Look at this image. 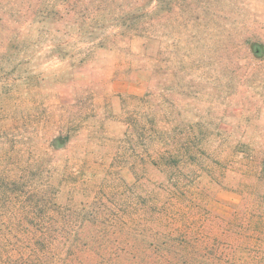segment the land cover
Returning <instances> with one entry per match:
<instances>
[{"label": "rangeland", "instance_id": "obj_1", "mask_svg": "<svg viewBox=\"0 0 264 264\" xmlns=\"http://www.w3.org/2000/svg\"><path fill=\"white\" fill-rule=\"evenodd\" d=\"M106 1L113 5L95 11L94 0H54L59 47L34 26L8 48L18 29L0 26V168L20 163L32 167L28 176L37 167L41 178H71L59 200L73 207L97 198L96 206L124 210L132 196L138 208L154 192L208 255L264 264V1L126 0L123 9ZM94 14L151 18L152 28L140 27L156 36L146 51L154 60L140 56L139 40L119 52L95 48L90 36H63L65 24ZM150 90L156 135L141 142L128 122L142 123L138 100ZM62 128L71 133L66 150L47 152ZM167 132L170 178L150 167L133 173L130 163H143L146 151L165 150Z\"/></svg>", "mask_w": 264, "mask_h": 264}, {"label": "trees", "instance_id": "obj_2", "mask_svg": "<svg viewBox=\"0 0 264 264\" xmlns=\"http://www.w3.org/2000/svg\"><path fill=\"white\" fill-rule=\"evenodd\" d=\"M119 1L114 3L119 9L130 6L124 3L126 0ZM94 2L95 11L113 5L106 0ZM138 3L140 0H135L133 6ZM34 5L36 8L30 15L35 19L27 24L28 29L22 28L19 32L24 19L30 16L27 13L32 8V0H0L1 28L14 25L18 29L8 39V48L23 43L34 26L44 30L53 46L62 45L53 36L55 24L63 21L56 10L59 3L40 0ZM140 17L81 16L65 24L63 36L71 33L77 38L90 36L97 41L93 44L95 48L111 44L119 52L129 51V45L139 40L142 42L140 56L154 60L153 54L146 53L156 41L155 34L148 29L152 28V19ZM142 21L148 28L142 30ZM154 96V91L150 90L138 100L144 104L140 114L142 123L132 118L128 122L135 138L141 142L156 135L158 112L150 102V97ZM169 137L170 132H167L160 140L165 150L158 147L154 156L146 151L143 163H130L132 172L138 175L140 167L143 170L150 167L170 178L175 154ZM70 139L71 133L62 128L46 151L66 150ZM6 155L0 154V160L4 162ZM28 167L21 168L18 163L0 168V264H223L221 257L208 255L204 240L191 239L187 236L191 230L174 225L173 214L159 207L154 192L147 193L138 208L135 199L130 201L132 196L124 210L102 203L96 206L97 198L93 205L79 203L73 207L59 200L63 180L71 178H41L42 171L37 167L28 176L25 171L32 168ZM167 194L172 197L171 192ZM227 261L224 264H251L244 256H232L230 262Z\"/></svg>", "mask_w": 264, "mask_h": 264}, {"label": "built area", "instance_id": "obj_3", "mask_svg": "<svg viewBox=\"0 0 264 264\" xmlns=\"http://www.w3.org/2000/svg\"><path fill=\"white\" fill-rule=\"evenodd\" d=\"M264 1V0H263Z\"/></svg>", "mask_w": 264, "mask_h": 264}]
</instances>
